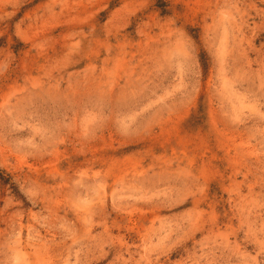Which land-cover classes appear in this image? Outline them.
I'll return each instance as SVG.
<instances>
[{
	"label": "rangeland",
	"instance_id": "rangeland-1",
	"mask_svg": "<svg viewBox=\"0 0 264 264\" xmlns=\"http://www.w3.org/2000/svg\"><path fill=\"white\" fill-rule=\"evenodd\" d=\"M156 4L0 0V264H264V0Z\"/></svg>",
	"mask_w": 264,
	"mask_h": 264
},
{
	"label": "trees",
	"instance_id": "trees-1",
	"mask_svg": "<svg viewBox=\"0 0 264 264\" xmlns=\"http://www.w3.org/2000/svg\"><path fill=\"white\" fill-rule=\"evenodd\" d=\"M157 7L160 9V10H162V13H166V7H167V0H157ZM201 60H202V63L204 64V66H205V68H206V63H205V61H206V57H205V54H203V56H202V58H201ZM4 179L2 178V181H3ZM6 180V179H5ZM4 180V181H5Z\"/></svg>",
	"mask_w": 264,
	"mask_h": 264
}]
</instances>
